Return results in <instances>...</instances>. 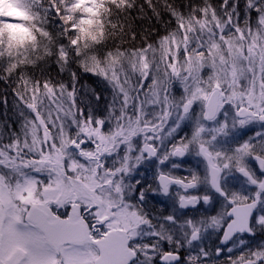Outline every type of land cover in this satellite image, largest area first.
<instances>
[{"label": "snow or ice", "instance_id": "1", "mask_svg": "<svg viewBox=\"0 0 264 264\" xmlns=\"http://www.w3.org/2000/svg\"><path fill=\"white\" fill-rule=\"evenodd\" d=\"M0 105V264H264V0H0Z\"/></svg>", "mask_w": 264, "mask_h": 264}, {"label": "trees", "instance_id": "2", "mask_svg": "<svg viewBox=\"0 0 264 264\" xmlns=\"http://www.w3.org/2000/svg\"><path fill=\"white\" fill-rule=\"evenodd\" d=\"M87 81L89 84H91L93 87H97L95 81H96V78L95 77H86ZM11 108H12V98L11 96H9V111H8V115L11 116L12 115V111H11ZM5 109L2 105H0V121H3L5 119Z\"/></svg>", "mask_w": 264, "mask_h": 264}, {"label": "flooded vegetation", "instance_id": "3", "mask_svg": "<svg viewBox=\"0 0 264 264\" xmlns=\"http://www.w3.org/2000/svg\"><path fill=\"white\" fill-rule=\"evenodd\" d=\"M183 163H184V167L182 169L178 170V174H181V175L186 174V171L185 170L187 168L192 167V166L195 165V161L191 157H186L184 159V162Z\"/></svg>", "mask_w": 264, "mask_h": 264}]
</instances>
